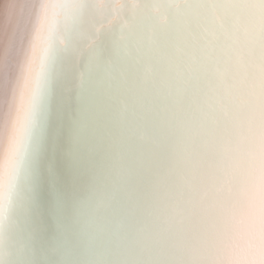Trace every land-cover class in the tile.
<instances>
[{
  "label": "snow or ice",
  "instance_id": "1",
  "mask_svg": "<svg viewBox=\"0 0 264 264\" xmlns=\"http://www.w3.org/2000/svg\"><path fill=\"white\" fill-rule=\"evenodd\" d=\"M10 3L0 264H264V0Z\"/></svg>",
  "mask_w": 264,
  "mask_h": 264
},
{
  "label": "bare ground",
  "instance_id": "2",
  "mask_svg": "<svg viewBox=\"0 0 264 264\" xmlns=\"http://www.w3.org/2000/svg\"><path fill=\"white\" fill-rule=\"evenodd\" d=\"M145 0H96L97 8L99 9L96 16V27L101 25H118L122 13H117L115 9L124 6L126 9L136 10L138 15H142V10ZM13 8L10 0H0V20H5L9 10ZM11 28H5V41H7L8 33ZM19 43V33L17 34V44Z\"/></svg>",
  "mask_w": 264,
  "mask_h": 264
}]
</instances>
